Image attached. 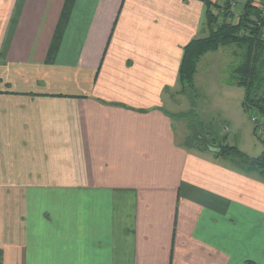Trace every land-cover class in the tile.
Here are the masks:
<instances>
[{
    "label": "crops",
    "instance_id": "crops-1",
    "mask_svg": "<svg viewBox=\"0 0 264 264\" xmlns=\"http://www.w3.org/2000/svg\"><path fill=\"white\" fill-rule=\"evenodd\" d=\"M205 14L0 0L2 264H264V177L179 142L166 108Z\"/></svg>",
    "mask_w": 264,
    "mask_h": 264
},
{
    "label": "trees",
    "instance_id": "trees-1",
    "mask_svg": "<svg viewBox=\"0 0 264 264\" xmlns=\"http://www.w3.org/2000/svg\"><path fill=\"white\" fill-rule=\"evenodd\" d=\"M200 1L206 6L203 25L209 33L183 48L178 74L182 91L189 95L193 103L195 75L201 58L207 53L235 46L234 55L238 61L232 66V79L243 89L242 106L250 118L257 115L264 121V0H241L240 5L237 0H225L223 3ZM236 5H239V13L233 9ZM193 109L188 114L179 115L188 120L189 127L193 126L188 117L194 114ZM193 135L188 137L187 147L214 152L213 155L228 159L238 170L247 173L256 171L264 177V150L259 156L252 157L237 146L223 141L210 144L209 139L199 138V132ZM262 143L264 146V140ZM2 263L3 251L0 249ZM245 264L256 263L248 261Z\"/></svg>",
    "mask_w": 264,
    "mask_h": 264
},
{
    "label": "rangeland",
    "instance_id": "rangeland-1",
    "mask_svg": "<svg viewBox=\"0 0 264 264\" xmlns=\"http://www.w3.org/2000/svg\"><path fill=\"white\" fill-rule=\"evenodd\" d=\"M237 2L241 4V0ZM239 5L233 8L236 13H239ZM234 52L235 46H231L204 55L195 75L194 104L189 95L179 88L173 95H167L166 108L175 115L173 125L179 142L199 132V138L209 139L210 144L223 141L257 157L264 146L255 135L252 119L242 106L243 89L232 79V66L238 61ZM193 107L194 114L188 116L192 120L191 129L187 119L176 115L188 114Z\"/></svg>",
    "mask_w": 264,
    "mask_h": 264
},
{
    "label": "built area",
    "instance_id": "built-area-1",
    "mask_svg": "<svg viewBox=\"0 0 264 264\" xmlns=\"http://www.w3.org/2000/svg\"><path fill=\"white\" fill-rule=\"evenodd\" d=\"M251 119L255 126L256 136L260 138L261 140H264V121L262 120V118H259L256 115L252 116Z\"/></svg>",
    "mask_w": 264,
    "mask_h": 264
},
{
    "label": "water",
    "instance_id": "water-1",
    "mask_svg": "<svg viewBox=\"0 0 264 264\" xmlns=\"http://www.w3.org/2000/svg\"><path fill=\"white\" fill-rule=\"evenodd\" d=\"M213 151H217V150H215V149H212Z\"/></svg>",
    "mask_w": 264,
    "mask_h": 264
}]
</instances>
